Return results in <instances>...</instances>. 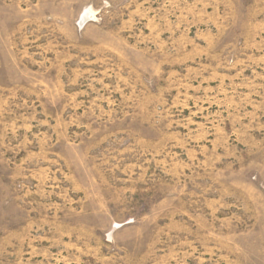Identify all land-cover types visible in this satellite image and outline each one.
<instances>
[{"label":"rangeland","instance_id":"374dc122","mask_svg":"<svg viewBox=\"0 0 264 264\" xmlns=\"http://www.w3.org/2000/svg\"><path fill=\"white\" fill-rule=\"evenodd\" d=\"M0 264H264V0H0Z\"/></svg>","mask_w":264,"mask_h":264},{"label":"bare ground","instance_id":"6f19581e","mask_svg":"<svg viewBox=\"0 0 264 264\" xmlns=\"http://www.w3.org/2000/svg\"><path fill=\"white\" fill-rule=\"evenodd\" d=\"M85 16V15H84Z\"/></svg>","mask_w":264,"mask_h":264}]
</instances>
